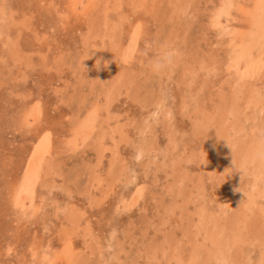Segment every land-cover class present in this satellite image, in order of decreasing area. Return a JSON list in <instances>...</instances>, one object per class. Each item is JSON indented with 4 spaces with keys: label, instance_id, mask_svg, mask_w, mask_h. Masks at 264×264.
Wrapping results in <instances>:
<instances>
[{
    "label": "rangeland",
    "instance_id": "1",
    "mask_svg": "<svg viewBox=\"0 0 264 264\" xmlns=\"http://www.w3.org/2000/svg\"><path fill=\"white\" fill-rule=\"evenodd\" d=\"M258 1L0 0V264L260 263L264 168L223 139L264 138Z\"/></svg>",
    "mask_w": 264,
    "mask_h": 264
},
{
    "label": "bare ground",
    "instance_id": "2",
    "mask_svg": "<svg viewBox=\"0 0 264 264\" xmlns=\"http://www.w3.org/2000/svg\"><path fill=\"white\" fill-rule=\"evenodd\" d=\"M220 2V1H219ZM262 3H264V0H259L258 1V3H257V10H258V12H257V16H256V18H257V23H259L260 21H262V19L264 18V6H262ZM227 5V4H226ZM220 6V5H219ZM205 9V8H204ZM217 9V8H216ZM223 9V8H222ZM183 11V10H182ZM221 13H222V11H220ZM262 18V19H261ZM264 20V19H263ZM261 27V26H260ZM260 29V28H259ZM263 29V28H262ZM260 31V30H259ZM263 33V32H262ZM261 33V34H262ZM260 34V33H259ZM254 37V36H253ZM252 37V38H253ZM261 37V36H260ZM259 38V37H258ZM254 39V38H253ZM264 39V38H263ZM256 40H257V38H256ZM259 43V42H258ZM237 56V55H236ZM240 58H238L237 60H239ZM242 60V59H241ZM259 60L261 61V59L259 58ZM259 60L257 61V62H251L252 64H247V67H246V70H245V72H243L242 74H241V76H242V78H247L248 77V75L250 76V74H252V73H255L258 69H257V67H258V63H259ZM228 61V60H227ZM242 62V61H241ZM249 63H250V61H249ZM262 63V62H261ZM259 68V67H258ZM247 76V77H246ZM251 77V76H250ZM241 78V79H242ZM262 79V78H261ZM247 79H245V81H246ZM242 81V80H241ZM244 81V80H243ZM239 82V81H238ZM246 82H248V81H246ZM235 83V82H234ZM239 83H241V82H239ZM244 83V82H243ZM243 83H241V84H239V86H240V88L241 87H244V84ZM251 83V82H250ZM253 85V84H252ZM250 86V85H249ZM257 86V85H256ZM237 90L235 91V92H233V98L231 99L232 100V105L231 106H233V109H231V110H234V109H238V108H241L242 106L240 105V101H239V93L241 92L240 91V89L238 90V88H236ZM242 90V89H241ZM246 90V89H245ZM260 91V90H259ZM246 93V92H245ZM248 93V92H247ZM242 94V93H241ZM241 94H240V96H241ZM231 97V96H230ZM242 97V96H241ZM256 99V98H255ZM257 100V99H256ZM222 101V100H221ZM248 103V102H247ZM224 105V104H223ZM201 106V105H200ZM241 106V107H240ZM247 106H249V105H247ZM246 106V107H247ZM225 108V107H224ZM228 110V109H227ZM221 111H223V110H221ZM230 111V110H229ZM239 112V110H236V112ZM209 112V111H208ZM227 111L225 110V113H226ZM228 113V112H227ZM215 115V114H214ZM229 115V114H228ZM236 115H238L237 113H236ZM209 117V116H208ZM216 118V117H215ZM215 118H213L212 117V119H215ZM228 118H229V116H228ZM238 118V117H237ZM220 120V119H219ZM239 120H241V119H239ZM238 120V121H239ZM228 121H229V119H228ZM237 121V122H238ZM228 124H230L229 122H228ZM240 125V124H239ZM238 125V128H240V126ZM232 126H233V124H232ZM242 126V125H241ZM227 128V127H226ZM238 128L236 129V132H238L237 130H238ZM240 130L241 131H243V127H242V129L240 128ZM240 131V132H241ZM223 132V131H222ZM225 132V131H224ZM227 132V131H226ZM230 134H228V136H229ZM238 137V136H237ZM236 137V138H237ZM227 138V137H226ZM249 138V137H248ZM254 138V137H253ZM221 139V138H220ZM228 139H230V137L228 138ZM238 139H240V137L238 138ZM256 139V138H255ZM252 139L253 141H251L250 143H248V142H243V141H238V142H236V143H233L232 145H233V147H234V149H235V152L232 154V160L230 161V164L228 165V167H229V169L231 168V171H232V169H234L235 170V172L236 173H239V171H240V169H236V168H234V165H233V161H235V165H237L239 168H241V167H246V166H248V164H250V163H253L254 165H255V168L256 169H259V168H261L262 167V169L264 168V158H261V156L259 155V152H260V150H261V144L262 143H264V138H261V139ZM233 139H232V137H231V141H232ZM243 140V139H242ZM234 141H235V138H234ZM244 141H246V140H244ZM250 141V140H249ZM43 143V142H42ZM248 143V144H247ZM226 144V143H225ZM44 143L43 144H40L35 150H34V152H33V154L31 155V158H30V160H29V162H28V165H27V168H26V176H25V185L26 184H28V183H34L35 181V175H36V172H37V170H39V165H41L40 163H41V161H42V158L44 159V157H43V155H44ZM45 145H47V144H45ZM147 146V145H146ZM46 148L45 149H47V146H45ZM148 148V147H147ZM146 148V149H147ZM143 149V148H142ZM150 149V148H149ZM141 150V149H140ZM47 152V151H46ZM251 165V164H250ZM253 165V166H254ZM252 167V166H251ZM252 168H254V167H252ZM255 168L253 169L254 171H255ZM228 169V168H227ZM242 169V168H241ZM40 170H41V168H40ZM252 170V171H253ZM247 171V170H246ZM257 171H259V172H257ZM256 172H257V174H260L261 173V169L260 170H256ZM253 173V172H252ZM231 174V173H230ZM254 174V173H253ZM39 175V174H38ZM40 175H41V173H40ZM232 175V174H231ZM40 177V176H39ZM37 179V178H36ZM38 181V180H37ZM235 182V181H234ZM235 184V183H234ZM263 184V183H262ZM33 185V184H32ZM262 186V185H261ZM26 188V186H23V188H22V190H21V193H19V198H17L18 199V202L17 203H19L20 205H24V202H25V200L29 197V195L28 194H30L31 195V193H30V190H25V188ZM29 187V186H28ZM263 187V186H262ZM258 190V189H257ZM256 190V191H257ZM259 190H261V192L259 191V193H258V195L257 194H254V192H252V196H251V203H250V206H248L250 209H252V206H255L254 204H256L257 202H258V198L260 197V196H262L263 197V195H264V190L262 189V188H260ZM29 193H28V192ZM34 192V190L32 189V193ZM255 193H257V192H255ZM262 193V194H261ZM257 195V196H256ZM235 198H233V196H232V198H230V199H228L227 200V203L229 204L230 202L231 203H234V205H236V202H235V200H234ZM249 199V198H248ZM15 200H16V198H15ZM264 201V200H263ZM16 202V201H15ZM249 202V201H248ZM262 203V202H261ZM264 203H262L261 205H259V207H258V209L257 210H259L260 209V211L262 212V213H264V205H263ZM18 205V204H17ZM30 206V205H29ZM239 206V205H238ZM228 207V206H227ZM235 208H237V206L235 207ZM237 209H239V208H237ZM238 212V211H237ZM233 215V214H232ZM234 217H237V219H238V215L237 214H235V215H233ZM232 217V216H231ZM264 217V216H263ZM246 218V217H245ZM232 219V218H231ZM235 221V220H234ZM226 222H227V220H226ZM230 222V221H229ZM263 222V221H262ZM242 224H243V222H242ZM264 224V223H263ZM241 226V225H240ZM256 226V225H255ZM223 227V226H222ZM261 228V227H260ZM218 229V228H217ZM256 229H257V227H256ZM255 229V232L259 235V233H263L262 235H264V231H263V229L262 230H260V232L258 231V229L256 230ZM232 230H233V228H232ZM243 230H244V228H243ZM216 231V230H215ZM212 232V231H211ZM245 232H246V230H245ZM241 233L242 232H240V235H241ZM213 234V233H212ZM214 234H216V233H214ZM231 234V233H230ZM210 235V234H209ZM217 235H218V232H217ZM239 234H238V231H236V233L234 234V236L233 237H231V238H236V237H238V236H240ZM247 236V235H246ZM255 236V235H254ZM209 237H211L210 238V240L211 239H213L212 238V236H209ZM226 237V236H225ZM242 237V236H241ZM243 237H244V235H243ZM227 238H228V236H227ZM249 238V237H248ZM222 239V238H221ZM260 239H261V235H260ZM263 239H264V236H263ZM213 240H211V242H212ZM234 242L236 241L235 239L233 240ZM241 242V241H240ZM226 243V242H225ZM261 243V242H260ZM263 245H264V243H263ZM214 246V245H213ZM224 247V246H223ZM240 248V247H239ZM264 248V247H263ZM240 250H241V248H240ZM264 250V249H263ZM203 251V250H202ZM165 253V252H164ZM175 253H176V251H175ZM221 253V252H220ZM157 254V253H156ZM209 254H211V252L209 253ZM216 254V253H215ZM223 253H221V255H222ZM156 256V255H155ZM213 256V255H212ZM236 256V255H235ZM261 259L259 260V264H264V254L262 255L261 254ZM199 257V256H198ZM229 257V256H228ZM233 258H234V255L232 256ZM194 258H195V256H194ZM219 258V257H218ZM248 258V257H247ZM196 259V258H195ZM215 259H216V257H215ZM220 259V258H219ZM228 259V258H227ZM229 259H230V261H232L231 260V258L229 257ZM234 259H236V258H234ZM237 259L240 261V259L237 257ZM194 260V259H193ZM237 260V261H238ZM245 260V259H244ZM197 261V260H196ZM217 261H218V259H217ZM236 261V262H237ZM242 261V260H241ZM249 261V260H248ZM189 262V261H188ZM233 262V261H232ZM235 262V261H234ZM220 263V262H219ZM177 264V263H176ZM191 264V263H190ZM234 264V263H233ZM238 264V263H237ZM240 264H242V263H240ZM257 264H258V262H257Z\"/></svg>",
    "mask_w": 264,
    "mask_h": 264
},
{
    "label": "clouds",
    "instance_id": "3",
    "mask_svg": "<svg viewBox=\"0 0 264 264\" xmlns=\"http://www.w3.org/2000/svg\"><path fill=\"white\" fill-rule=\"evenodd\" d=\"M262 6H264V3H262ZM167 59V57H161L160 59H158L154 65H153V69L155 71H159L163 66H164V61ZM223 139H226L227 140V143L231 146V149H232V152L234 153L235 152V149L233 147V145L231 144V142L228 140V138H223ZM259 155L261 156V158H264V143L261 144V150L259 152ZM233 165H234V168L236 169H240L237 165H235V161H233ZM242 170V169H240ZM243 171V170H242Z\"/></svg>",
    "mask_w": 264,
    "mask_h": 264
}]
</instances>
